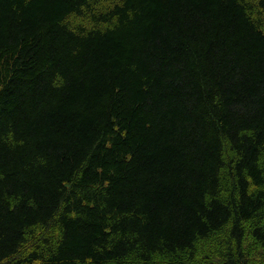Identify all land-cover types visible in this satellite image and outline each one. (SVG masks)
Instances as JSON below:
<instances>
[{
    "label": "trees",
    "instance_id": "1",
    "mask_svg": "<svg viewBox=\"0 0 264 264\" xmlns=\"http://www.w3.org/2000/svg\"><path fill=\"white\" fill-rule=\"evenodd\" d=\"M0 264H264V0H0Z\"/></svg>",
    "mask_w": 264,
    "mask_h": 264
}]
</instances>
